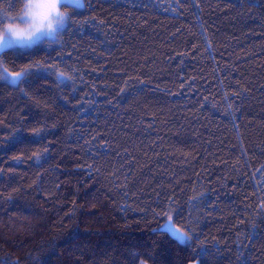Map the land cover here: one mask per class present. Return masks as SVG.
<instances>
[{
  "label": "trees",
  "instance_id": "obj_1",
  "mask_svg": "<svg viewBox=\"0 0 264 264\" xmlns=\"http://www.w3.org/2000/svg\"><path fill=\"white\" fill-rule=\"evenodd\" d=\"M248 3L86 0L63 47L3 54L73 79L0 81V264H264V8ZM168 200L195 247L159 233Z\"/></svg>",
  "mask_w": 264,
  "mask_h": 264
},
{
  "label": "snow or ice",
  "instance_id": "obj_2",
  "mask_svg": "<svg viewBox=\"0 0 264 264\" xmlns=\"http://www.w3.org/2000/svg\"><path fill=\"white\" fill-rule=\"evenodd\" d=\"M35 4V10L33 12L32 22L35 24L39 21L40 26L44 25V22L49 19L51 12L53 11L52 5L59 4L60 0H31ZM75 0H63L65 5L74 3ZM194 7H199L198 4L193 5ZM14 5L9 4V9H14ZM241 8L245 7L244 4L240 5ZM248 8H264V3H255L253 0H249L247 4ZM6 17L0 15V25L5 21ZM26 22V21H25ZM75 23L74 19L70 17L68 19L67 25L62 28V36L66 33V30ZM46 34L35 35L29 34L27 38L24 36H18L14 32H4L0 30V81L6 82L13 88H19L20 85L26 83L27 78L30 75H34L37 72L48 73V70H51V74L57 77L58 81L72 80L73 77L70 73L64 71L63 68H60L57 64L49 63L45 61H34L22 63L19 67L13 68L9 63L4 60L3 54L6 51H11L13 54L19 53L23 55L24 53L20 50L32 49L35 46L41 44L45 40ZM47 35H51L50 33ZM34 36L35 38H32ZM58 45L63 47L62 37L56 42ZM52 44H49L51 47ZM12 64H16V61H12ZM62 81V82H63ZM39 131V130H34ZM47 149H45L46 151ZM34 156L39 160V153H33ZM156 209H153V213L156 217L163 218V226L159 228L160 234H167L170 240L174 243H177L180 246L186 247H195V243L199 242L200 237L196 235L194 229L191 227V222L184 223L180 220V214L176 207L174 200H168L163 204H158ZM194 259V258H193ZM196 264H199V261H196Z\"/></svg>",
  "mask_w": 264,
  "mask_h": 264
},
{
  "label": "clouds",
  "instance_id": "obj_3",
  "mask_svg": "<svg viewBox=\"0 0 264 264\" xmlns=\"http://www.w3.org/2000/svg\"><path fill=\"white\" fill-rule=\"evenodd\" d=\"M53 11L49 16V19L44 22L43 26H40L39 21L33 24V12L35 10V4L31 0H21L18 8L9 10L3 4H0V15L6 17L4 23L0 25V30L4 32H14L18 36L28 37L29 34H46L45 40L41 44L49 46L58 45L56 42L62 37V28L67 25L70 18L69 9L76 11H83L86 9V0H75L74 3L65 5L63 0H60L59 4H53ZM26 21V22H25ZM51 34L50 36L47 34ZM32 38H35L32 36ZM63 77H61V82Z\"/></svg>",
  "mask_w": 264,
  "mask_h": 264
},
{
  "label": "rangeland",
  "instance_id": "obj_4",
  "mask_svg": "<svg viewBox=\"0 0 264 264\" xmlns=\"http://www.w3.org/2000/svg\"><path fill=\"white\" fill-rule=\"evenodd\" d=\"M25 50H28V49H25ZM142 264H145V263H142ZM191 264H196V263H191Z\"/></svg>",
  "mask_w": 264,
  "mask_h": 264
}]
</instances>
